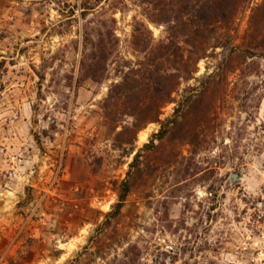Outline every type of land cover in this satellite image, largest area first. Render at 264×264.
Instances as JSON below:
<instances>
[{"label":"rangeland","instance_id":"rangeland-1","mask_svg":"<svg viewBox=\"0 0 264 264\" xmlns=\"http://www.w3.org/2000/svg\"><path fill=\"white\" fill-rule=\"evenodd\" d=\"M0 264H264V0H0Z\"/></svg>","mask_w":264,"mask_h":264},{"label":"trees","instance_id":"trees-1","mask_svg":"<svg viewBox=\"0 0 264 264\" xmlns=\"http://www.w3.org/2000/svg\"><path fill=\"white\" fill-rule=\"evenodd\" d=\"M154 118H149L147 120H153ZM129 191V188L127 186H123V191H122V194L119 196V202L118 204L116 205V210L117 212L119 211V209L121 208L122 204L124 203V200H125V197L127 195Z\"/></svg>","mask_w":264,"mask_h":264},{"label":"water","instance_id":"water-1","mask_svg":"<svg viewBox=\"0 0 264 264\" xmlns=\"http://www.w3.org/2000/svg\"><path fill=\"white\" fill-rule=\"evenodd\" d=\"M231 179L234 181L236 179H239V176H232Z\"/></svg>","mask_w":264,"mask_h":264}]
</instances>
